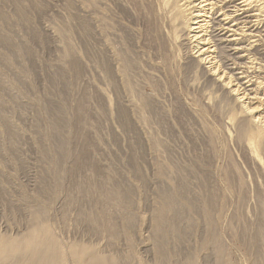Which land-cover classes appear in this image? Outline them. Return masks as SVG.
Here are the masks:
<instances>
[{
    "label": "rangeland",
    "instance_id": "obj_1",
    "mask_svg": "<svg viewBox=\"0 0 264 264\" xmlns=\"http://www.w3.org/2000/svg\"><path fill=\"white\" fill-rule=\"evenodd\" d=\"M164 1L0 0V237L46 227L61 264H264L263 145Z\"/></svg>",
    "mask_w": 264,
    "mask_h": 264
},
{
    "label": "bare ground",
    "instance_id": "obj_2",
    "mask_svg": "<svg viewBox=\"0 0 264 264\" xmlns=\"http://www.w3.org/2000/svg\"><path fill=\"white\" fill-rule=\"evenodd\" d=\"M164 6L174 14L173 35H179L197 68L204 67L228 91L254 128L248 145L260 142L264 149V68L256 58L257 48L264 52L263 0H165ZM88 251L82 254L89 264H110L109 257ZM0 264H61V260L57 242L45 227L18 238L0 237Z\"/></svg>",
    "mask_w": 264,
    "mask_h": 264
}]
</instances>
